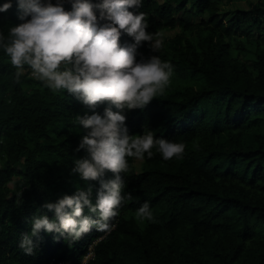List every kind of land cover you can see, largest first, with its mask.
<instances>
[{
    "label": "trees",
    "instance_id": "1",
    "mask_svg": "<svg viewBox=\"0 0 264 264\" xmlns=\"http://www.w3.org/2000/svg\"><path fill=\"white\" fill-rule=\"evenodd\" d=\"M12 2L0 13L5 36L20 23ZM240 2L248 8H237ZM130 11L144 12L148 31L164 39L159 52L147 43L139 52L160 56L174 71L163 95L125 112L126 127L130 135L147 128L184 143L185 151L165 161L154 148L140 169L128 158L124 194L132 199L110 233L93 228L74 242L41 231L35 254L26 255L20 236L31 232L39 208L88 187L71 169L86 155L75 151L85 134L75 116L92 112L25 73L17 83L0 48V264H81L98 237L89 264H264V0H142ZM169 31L176 33L163 36ZM120 43L133 40L122 34ZM91 187L94 202L100 185ZM146 201L154 221L138 223L134 213Z\"/></svg>",
    "mask_w": 264,
    "mask_h": 264
},
{
    "label": "clouds",
    "instance_id": "2",
    "mask_svg": "<svg viewBox=\"0 0 264 264\" xmlns=\"http://www.w3.org/2000/svg\"><path fill=\"white\" fill-rule=\"evenodd\" d=\"M16 4L20 23L12 25L7 36L0 32V48L16 69L17 83L27 66L43 87L54 93L66 90L92 112L75 116V122L85 130L75 151L84 150L86 155L74 158L71 169V175L87 182L88 187L44 203L31 217V232L22 233L19 242V248L31 256L37 248L33 237L41 231L74 242L93 228L110 233L118 209L132 199L131 193L124 194L125 175L131 171L128 158L143 160L147 154L151 159L155 148L168 161L180 157L186 145L158 139L147 128L143 134L130 135L126 127L125 112L143 110L163 95L174 71L160 56L143 57L139 52L145 43L152 53L164 46L159 31H148L146 14L130 11L142 7V0H55V4L52 0H16ZM66 4L71 5L70 11ZM12 7V0H5L0 13ZM122 34L133 43L122 46ZM104 103L109 106L101 115L96 109ZM108 173L113 178L106 179ZM93 181L100 185L94 202ZM47 212H53L54 218ZM134 216L138 223L154 221L147 201Z\"/></svg>",
    "mask_w": 264,
    "mask_h": 264
},
{
    "label": "rangeland",
    "instance_id": "3",
    "mask_svg": "<svg viewBox=\"0 0 264 264\" xmlns=\"http://www.w3.org/2000/svg\"><path fill=\"white\" fill-rule=\"evenodd\" d=\"M252 1H256V0H252ZM235 6L237 8L247 9L248 6H249V3L248 2H240V3L235 4ZM175 33H176V31H169V32H166L163 36H165V37L172 36ZM25 75H27L29 78L33 79L34 81L38 82V80H36L35 78H33L31 76V70H26L25 71ZM136 166H137L138 169H140V166H141V161L140 160L137 161Z\"/></svg>",
    "mask_w": 264,
    "mask_h": 264
},
{
    "label": "built area",
    "instance_id": "4",
    "mask_svg": "<svg viewBox=\"0 0 264 264\" xmlns=\"http://www.w3.org/2000/svg\"><path fill=\"white\" fill-rule=\"evenodd\" d=\"M99 242V240L98 241H96V242H94L93 243V245L90 247V249H89V252L87 253V255L85 256V258L82 260V262H81V264H89V262L91 261V260H93V258H94V256H95V251H94V246H96V244ZM53 264H54V262H53ZM55 264H71V263H55Z\"/></svg>",
    "mask_w": 264,
    "mask_h": 264
}]
</instances>
